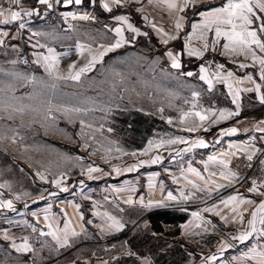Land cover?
<instances>
[{
	"label": "rangeland",
	"instance_id": "1",
	"mask_svg": "<svg viewBox=\"0 0 264 264\" xmlns=\"http://www.w3.org/2000/svg\"><path fill=\"white\" fill-rule=\"evenodd\" d=\"M194 11L188 12V21L192 20ZM4 33L5 30L0 32V88L11 85V90L0 93V101L22 107L25 112L12 113L11 119H8V112H0L3 117L0 119V133L5 137L0 139V185H3L0 187V200L13 203L12 208L0 207V264H179L181 259L177 260V256L172 257L165 251L167 244L175 241L179 229L162 223V232H156L147 219L149 213L163 210L185 214L186 218L190 215L188 212L199 214L184 229L188 234L195 233L184 236L187 241L184 244H189L191 249H212L217 243L215 239L198 238L200 233L205 235L211 231L216 232L221 244L228 246V234L222 228L215 224L214 229H209L205 225L204 220L210 221L201 213L204 194L196 190L189 201L182 199L184 190L187 192L189 188H184L177 173V177L174 175L182 166L175 159L171 161V151L177 146L182 147V143L165 144L160 148L153 146L147 155L139 154L149 141L182 137L192 143L199 136L194 131L177 133L168 129L164 122L171 119L172 125L181 123L179 108L184 103H191L184 91L196 88L195 83L168 75L167 78L165 74L169 71L157 70L158 65L154 63H148L145 70L133 66L123 73L124 66L118 61H110L99 69V76L89 80H56L39 72L38 66L31 63V50L28 48L15 52L3 47L8 38ZM146 37L141 42L156 53L155 56L162 57L158 54L162 55L163 49L156 48L151 35ZM261 39L264 40V34H261ZM256 51L261 53L258 49ZM139 55L130 54L129 57ZM154 71L156 76L151 75ZM49 106L53 107L50 115L54 120L44 118ZM64 107L79 108L80 111L65 116L62 112ZM134 107L138 110L136 112L139 109L155 110L158 115L156 127L149 129L150 123L144 119L141 120L143 124L138 125L136 120L139 117L132 110ZM58 108L61 110L57 111ZM32 109H37L38 113ZM187 120L193 121L191 118ZM187 133L192 137L188 138ZM259 144L263 143L257 144V152ZM132 152L137 155L124 154ZM157 156L159 161L151 163ZM141 161L148 163L141 164ZM139 164L141 178L140 184L136 179V185L141 187L137 193L142 197V205H137L140 208H123L119 217L129 222L141 218L137 223L131 221L119 233L104 234L106 215H103V210L119 215V204L114 197L116 187L112 180L126 174L130 167L132 170L127 173H131L133 166ZM89 166L98 167L101 171L93 172L89 177ZM114 168L120 171H113ZM37 173L45 179L42 180ZM55 179L61 180L59 186L52 183ZM241 185H237V189L249 187ZM257 187L264 192V181ZM155 189L158 190V204L148 206L150 190L156 192ZM169 193L179 201L169 199ZM212 197L216 195L210 199ZM65 213L81 216L85 232L78 235L62 232L67 219ZM199 216L202 219L198 223ZM47 227L49 230L57 227L55 233L59 237V234L67 235V244L61 246L64 238L60 242L53 239ZM5 238L10 242L29 241L31 251L20 253L10 250ZM193 259L194 256H189L184 264Z\"/></svg>",
	"mask_w": 264,
	"mask_h": 264
},
{
	"label": "crops",
	"instance_id": "2",
	"mask_svg": "<svg viewBox=\"0 0 264 264\" xmlns=\"http://www.w3.org/2000/svg\"><path fill=\"white\" fill-rule=\"evenodd\" d=\"M223 1L190 0L189 6L184 8L183 11H179L183 0H174L177 8L172 10H169L161 0H121L119 6L112 4L111 0H82L79 5L73 0V3L67 6L64 0H49L51 7L47 4H40L39 0H21L19 6L11 4L10 0H0V8L7 11H21L22 13L19 20L9 23H3L2 18H0V32L5 30L8 37L4 41L3 47L15 52L23 47L31 50V63L37 65L40 69L39 72L46 76L50 77L44 67V62L41 60L40 63H37L39 57L54 56L58 60L57 70L59 74L66 76L69 65L75 64L74 71L79 70L88 64L92 56H96L97 61L94 66L90 71L82 74L79 81L99 76V69L107 66L110 61H118L124 66L123 73L129 71L130 67L133 66H135V69L145 70L148 63H154L158 65L157 70L165 69L169 71L165 74L167 78L168 76L181 78L197 85L194 89L184 91L185 96L191 103H194V106L191 103H184L185 105L181 106L179 110L182 113L201 112L208 115V119L203 122L202 126L194 131L199 136L192 140L195 142L202 139L206 146H194L193 142H186L187 144H181L182 147H175L171 151V161L175 159L182 168L173 172L176 177L178 175L182 178L184 188H189L187 192L184 190L182 195L184 201H189L192 194L195 195L196 190L204 194V200L201 202V213L204 214V218L210 221L204 220L205 225L209 229L210 227L214 229L215 224L222 228L228 234V239H226L228 240V246L221 244L220 238L214 231L205 235L200 233L198 236L199 239H215L217 243L212 246V249L197 248L193 250L188 246L189 244L185 245L184 243L187 241L184 236L195 235L194 232L188 234L184 231L185 226L196 219L188 212L190 215L178 225L167 223V225L179 229L177 236L175 235V241L165 247L166 253L172 255V257L177 256V260L181 259L179 264L187 262L188 257L191 255L194 256V259L187 264H257L255 253L264 252V234H262L264 225L259 222V214L256 222L257 230L243 241L234 239V237H239L241 233L251 232V226L248 222L259 203L264 201V195L260 194L264 192L259 189L258 192L249 191L252 186L237 189L238 170L234 162L236 157L254 156L257 153V144L259 142L264 143V102L260 100V97L264 95V80L260 78V71L264 66L254 62L250 55L246 58L243 54L237 55L225 52L223 44L226 41L223 38L213 48V35L211 36L210 33H208L209 47L205 49L204 42L198 39L201 30L198 29L194 34L192 32V25L200 24L204 19L200 13L223 5ZM104 2L109 3L111 11L103 8ZM192 9H195L193 18L188 21L187 14ZM25 12H30L31 15H24ZM120 16L126 17L128 23L137 31L133 32L126 23L119 21L117 17ZM180 17H183L180 20L183 27L177 30L175 23ZM136 19H138L137 22ZM21 24L24 25L23 28L20 27ZM118 27L122 29L125 42L120 47L105 52L107 48L120 39L115 32ZM147 35L154 38L157 44L156 48L159 46L163 49L161 51L162 55L158 54L162 57L155 56L156 53L141 42L146 40ZM190 35L191 39H187ZM170 37H175V39ZM81 45L84 46L82 49ZM49 49L52 50L51 53ZM188 49H195L202 55H189ZM218 49L220 54H218ZM102 52H105V54L100 57ZM168 52H172L173 55L178 57L179 68L172 67V60L167 55ZM130 54L144 55L130 58ZM257 55L264 56V53H257ZM217 62H219V65H223L222 69L217 68ZM241 64L246 65V67H240ZM201 67H204L206 72L201 73ZM126 68L128 70H125ZM189 72L192 73L191 76L188 75ZM229 72L233 74L231 77L227 75ZM155 73L154 71L151 75L156 76ZM201 75L207 76V80H201ZM248 76L252 77V81L247 79ZM51 77L53 78V76ZM256 84L260 85L259 91L256 90ZM229 85H231V90ZM249 89L251 90L249 91ZM111 108L122 110L119 107ZM132 110L134 112L138 111L135 107ZM179 110L171 111L180 112ZM221 111L225 113L238 112L239 114L219 120L218 117ZM136 113L139 117L136 120L138 125H140V120L144 119L149 121V129L156 127L155 121H157L158 115L155 110L139 109V112ZM189 118L193 121L186 120L183 124L175 123L174 125L168 123V120L164 122L167 124L168 129H173L177 133H184L188 127L201 124L198 118ZM214 121L216 122L214 123ZM231 128H235L237 131L228 134L227 130ZM133 129L135 130V126ZM137 132L140 135L141 132ZM127 172L130 171H126V174L112 180L113 185L116 187L114 197L119 204V207H117L119 215L116 216L107 210H103V215H106L105 220H103L104 229H102L104 234L119 233L126 225L132 222L137 223L141 218L137 221L130 218L132 222H129L119 217L120 213L124 211L123 208H140L137 205H142V197L137 193L141 187L136 185V179L139 183V178H141L140 164L137 167L135 166L131 172L132 174ZM222 172L225 174L231 172L236 175L226 180L221 177ZM132 178L134 179L131 180ZM151 189L154 190L153 187ZM155 191L150 190L148 206H157L158 204V190L155 189ZM212 195H216V197L210 199ZM230 196H238L254 201L251 205L243 204L239 206L243 212L242 223L239 217L230 210L234 205L226 207L222 203ZM171 200L173 202L179 201L177 197ZM206 208L213 210L204 211ZM66 217L67 219L61 228L62 232H68L69 235L73 233L78 235L85 232L86 228L81 216L73 217L66 214ZM198 219L199 223L202 218L199 216ZM114 221L118 222L120 227H117ZM57 229L55 227L48 232H55ZM59 235L60 240L65 236L63 234ZM227 237L225 236V238ZM6 239L9 249L18 252L12 246L13 242ZM24 241L14 243L20 245ZM27 242L31 247L29 241ZM232 242L237 245H233ZM210 257H215V259H209Z\"/></svg>",
	"mask_w": 264,
	"mask_h": 264
},
{
	"label": "snow or ice",
	"instance_id": "3",
	"mask_svg": "<svg viewBox=\"0 0 264 264\" xmlns=\"http://www.w3.org/2000/svg\"><path fill=\"white\" fill-rule=\"evenodd\" d=\"M74 2L79 5L82 3V0H74ZM161 2L165 3L169 10L176 9L177 4L174 2V0H161ZM10 3L13 5L19 6L21 4V0H10ZM40 4H47L49 7H51V4H49V0H39ZM65 5H69L73 3V0H64ZM112 4H115L116 6H119L121 3V0H111ZM190 3V0H183V4L179 7V11H183L184 8L188 7ZM103 8L111 11V8L109 6L108 2L103 3ZM258 10V11H257ZM204 19L200 24H193L192 25V32L193 34L197 32V30L200 31V35L198 39L204 42V48L207 49L209 47L208 44V33H213V40H212V45L213 48L217 43H219L220 39L223 38L226 42L223 44V49L225 52H230L233 54H243L247 58L249 55L251 59L254 62H258L260 65L264 66V56L257 55V49L259 52L264 53V40L261 39V34H264V0H226V3H224L221 6L211 8L207 12L200 13ZM21 11H7L2 8H0V18H2L3 23H9L13 21H17L21 18ZM24 15H31L30 12H25ZM87 18V17H83ZM119 21H122L123 23H126L128 25V28L132 30L133 32L137 31L133 26L128 23L127 18L120 16L117 17ZM183 17H180L177 19L175 23V27L177 30H180L183 25L180 23V20H182ZM259 22L256 27H253L254 23ZM21 28L24 27L23 24L20 25ZM162 31V30H159ZM116 35L120 37L115 44L111 45L109 48L105 50L106 51H111L114 48H118L124 43V38H123V32L121 28H116L115 29ZM4 35H7V33H4ZM166 35V34H165ZM171 39H175V37H170ZM191 39V35L187 38ZM2 43V41H0ZM167 43V41H165ZM81 49L84 47L83 45L80 46ZM187 47V45H186ZM49 52L51 53L52 50L49 49ZM105 52L100 53V57H102ZM82 54V52H81ZM188 54L189 55H202V53L198 52L195 49H188ZM167 55L171 58L172 60V67L173 68H179L180 64L178 61V57L173 55L172 52H168ZM44 62V67L48 71V74L50 76H53L54 79L56 80H72V81H79L81 79V75L86 73L87 71H90L91 68L94 66L95 62L97 61L96 56H92L91 59L89 60L88 64H86L84 67H81L79 70H75V64L69 65L68 68V74L61 75L59 74L57 70V65H58V60L54 56H43L39 57L37 59V63H40V61ZM240 67H246V65L241 64ZM217 68L222 69L223 65H217ZM201 73L206 72V69L204 67H201L200 69ZM189 76L192 75L191 72L188 73ZM228 77H231L233 74L229 72ZM260 78L264 80V67L261 68L260 71ZM201 80H207V76L201 75L200 77ZM247 79L249 81H252V77L248 76ZM210 83V82H209ZM54 86V85H53ZM11 90V85H7L5 88H0V93L4 92L5 90ZM229 89L231 90V85H229ZM260 85L256 84V90L259 91ZM251 89H249L250 91ZM261 102H264V95L260 97ZM235 102V101H234ZM57 111H60L61 109H56ZM32 111L37 112V109H32ZM53 111V107L49 106L46 110L47 114L45 115V120H54L55 118L52 117L50 114ZM80 111L79 108H68L64 107L62 109L63 115L65 116H70L71 113H78ZM163 111V109H161ZM0 112H8V119L12 118V113H19L23 114L25 112V109L22 107H16L12 105L11 103H6L3 101H0ZM238 112H228L225 113L223 111L220 112L218 119L223 120L227 119L228 117L232 115H238ZM189 117H196L199 119L201 122L200 125H193L191 127H188L186 130L187 131H196L198 127L202 126L203 122L208 119V115L202 114L201 112H184L181 114L180 117V122L183 124ZM3 117L0 116V119ZM169 123H172V120L169 119ZM216 121H214L215 123ZM81 124L83 125V122L81 121ZM111 131V129H109ZM237 130L235 128H231L227 130L228 134L235 133ZM4 134L0 133V139H3ZM14 142V141H13ZM186 143L182 137H177L176 139H169L167 141H160V142H154V141H149L148 146L143 149L139 154L140 155H147L148 152L155 146L156 148L164 147L165 144H174V143ZM194 146L199 145L201 147L206 146L205 142L201 139L198 141L193 142ZM86 146V145H85ZM106 151H111V149H107ZM117 151H120L117 149ZM125 155H137L136 152L132 153H124ZM248 160H252V156L249 155ZM160 157L157 156L151 160V163H156L159 161ZM141 164L148 163V161H141ZM135 167V166H133ZM132 168L126 169V171H131ZM101 171L100 168L98 167H92L89 166L87 168V173L89 177H91V174L93 172H98ZM113 171L119 172V168H114ZM37 175L40 176L42 180L45 179V177L41 173H37ZM197 175H199L197 173ZM215 175V173H213ZM236 174L235 173H221V177L223 179H229L230 177H234ZM53 184L59 186L61 184L60 179H55L52 181ZM0 187H3V185H0ZM249 191H256L258 192V187H257V182L255 180L252 181V187L249 189ZM261 195H264V193H260ZM19 198V197H17ZM169 199H174L171 193L168 194ZM130 202V201H129ZM254 201L250 199H243L238 196H230L227 200L222 201V203L227 207L229 205H234L231 207V212L235 213L241 223L243 222V212L240 210V205L243 204H249L251 205ZM0 207H7V208H12L13 203L11 200H0ZM213 209L211 208H206L204 211H212ZM219 214V213H217ZM258 214L260 215V224L264 225V201L260 202L257 209L252 213V218L248 222L249 225L251 226V232H245L241 233L239 237H234V239H240V240H245L247 239L252 232H255L256 229V222H257V216ZM193 216H198V213H193ZM224 219H227L226 217H222ZM235 218V217H234ZM114 224L117 227H120L118 222L114 221ZM51 227V225H49ZM43 234V233H42ZM49 235H52L53 239H56L58 242H60V237L56 235L55 232H50L48 233ZM262 234H264V230H262ZM75 235V233H73ZM68 242V237L67 235L64 236L63 241L61 242V246H64ZM16 251L18 252H29L31 251V247L28 244L27 240H25L22 244L16 245L13 242L12 245ZM255 257L257 258V264H264V252L260 253H255ZM209 259H215V257H210Z\"/></svg>",
	"mask_w": 264,
	"mask_h": 264
},
{
	"label": "built area",
	"instance_id": "4",
	"mask_svg": "<svg viewBox=\"0 0 264 264\" xmlns=\"http://www.w3.org/2000/svg\"><path fill=\"white\" fill-rule=\"evenodd\" d=\"M187 136L190 138L192 134L187 133ZM252 157L251 161L248 160L247 156H242L234 160L239 174L237 185L250 186L253 180L259 185L264 181V143L259 144L257 154Z\"/></svg>",
	"mask_w": 264,
	"mask_h": 264
},
{
	"label": "trees",
	"instance_id": "5",
	"mask_svg": "<svg viewBox=\"0 0 264 264\" xmlns=\"http://www.w3.org/2000/svg\"><path fill=\"white\" fill-rule=\"evenodd\" d=\"M139 124L142 125L143 121L140 120ZM185 218V214H176L165 210L149 213L147 215V219L151 224V229L156 232H162V223L177 224L178 222L184 221Z\"/></svg>",
	"mask_w": 264,
	"mask_h": 264
}]
</instances>
